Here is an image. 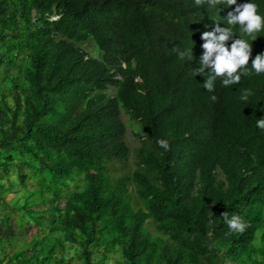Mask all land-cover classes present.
Segmentation results:
<instances>
[{
	"label": "trees",
	"instance_id": "trees-1",
	"mask_svg": "<svg viewBox=\"0 0 264 264\" xmlns=\"http://www.w3.org/2000/svg\"><path fill=\"white\" fill-rule=\"evenodd\" d=\"M235 7L0 0V264H264V29L228 25ZM217 25L251 74L209 92L194 70Z\"/></svg>",
	"mask_w": 264,
	"mask_h": 264
},
{
	"label": "clouds",
	"instance_id": "clouds-1",
	"mask_svg": "<svg viewBox=\"0 0 264 264\" xmlns=\"http://www.w3.org/2000/svg\"><path fill=\"white\" fill-rule=\"evenodd\" d=\"M205 2L213 7L218 3L236 5L234 12L227 14V23L232 26L238 25L241 32L251 37L252 40H255L256 34L264 29V18L258 14L255 3L236 4V0H194V3L198 6L203 5ZM233 33L232 28L220 27L219 25L213 31L202 33L205 41L202 45L204 52L199 62L200 66L194 70V75L199 73L204 76L205 71L210 70V74L204 80V88L209 92L214 91V82L217 78L222 77L223 85L230 86L239 84L241 75L251 74L247 66L252 53V45L247 40L239 37L232 40L229 48L226 46V41L232 39ZM179 54L181 59L185 57L189 61L193 59L192 49ZM251 65L256 74L264 73V54H257L255 58L251 59ZM250 95V90H245L241 99L247 101ZM210 99L215 101L216 96L213 95ZM256 124L258 128L264 130V118L258 119ZM157 143L165 151L170 148L167 140L161 139ZM221 215L228 224L229 229L234 233L243 234L249 227L238 215H233L231 218H229L227 212H223Z\"/></svg>",
	"mask_w": 264,
	"mask_h": 264
},
{
	"label": "rangeland",
	"instance_id": "rangeland-1",
	"mask_svg": "<svg viewBox=\"0 0 264 264\" xmlns=\"http://www.w3.org/2000/svg\"><path fill=\"white\" fill-rule=\"evenodd\" d=\"M88 48V47H87ZM90 50H92V48H88ZM123 119L125 120L126 124H127V131H126V139L127 141L130 143L131 146H136L140 143V141L135 137L134 133H133V124L129 122V115L126 112L122 113ZM134 167V162L133 159H131L127 164L122 165V164H116L113 167V172L114 173H119L121 172L124 168L125 170H131Z\"/></svg>",
	"mask_w": 264,
	"mask_h": 264
}]
</instances>
